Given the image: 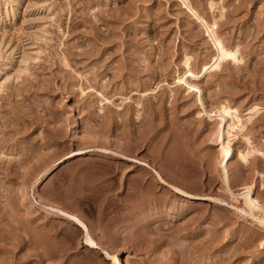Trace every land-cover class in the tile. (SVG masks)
<instances>
[{"label": "rangeland", "instance_id": "1", "mask_svg": "<svg viewBox=\"0 0 264 264\" xmlns=\"http://www.w3.org/2000/svg\"><path fill=\"white\" fill-rule=\"evenodd\" d=\"M3 2L0 264H264V0Z\"/></svg>", "mask_w": 264, "mask_h": 264}, {"label": "bare ground", "instance_id": "2", "mask_svg": "<svg viewBox=\"0 0 264 264\" xmlns=\"http://www.w3.org/2000/svg\"><path fill=\"white\" fill-rule=\"evenodd\" d=\"M4 0H0V6L2 5V3ZM3 6V5H2ZM3 8V7H2ZM19 59V58H18ZM17 59V60H18ZM19 62V61H17ZM16 62V63H17ZM15 63V62H14ZM16 66L17 64L15 65V69H16ZM14 68V67H13ZM20 68V67H19ZM12 69V68H11ZM18 69V68H17ZM14 70V69H13ZM13 70H11L13 72ZM8 73V72H7ZM12 75V74H11ZM7 76L6 73H2L0 75V83H1V80ZM6 78V77H5ZM4 78V79H5ZM3 81V80H2ZM1 87V86H0ZM153 175L156 179V182H162V179L160 178V176L155 172L153 171ZM174 190L180 192V193H183V191L179 188H176V187H173ZM182 191V192H181ZM27 192L26 190H23V189H20V195L22 196V198H25L27 197L26 196ZM204 199L208 200V201H212L213 199L215 200V198L211 197V196H206ZM25 203V206H30L32 205V203L30 201H26L24 202ZM237 207V206H236ZM32 208V207H31ZM53 215L55 216H58V217H63L65 219H68L73 225H75L80 231H81V234H82V242L84 244V246L86 247H98L94 242L93 240L89 237L87 231H86V227L85 225L82 223L81 220H79L76 216H74L73 214H70V213H66L58 208H53ZM249 215L253 218V219H256V221L258 222H263L262 224L264 225V217L263 216H260V215H254L252 213H249ZM98 249L100 250L101 254L106 257L107 259H109V264H119V262L117 261L115 255L113 253L109 254L107 253V251L105 250V248L103 247H98Z\"/></svg>", "mask_w": 264, "mask_h": 264}]
</instances>
